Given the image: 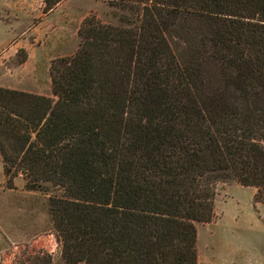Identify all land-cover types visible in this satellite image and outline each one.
Listing matches in <instances>:
<instances>
[{
    "label": "trees",
    "instance_id": "obj_1",
    "mask_svg": "<svg viewBox=\"0 0 264 264\" xmlns=\"http://www.w3.org/2000/svg\"><path fill=\"white\" fill-rule=\"evenodd\" d=\"M110 1L134 19L86 17L55 98L0 87L6 184L49 194L69 264H197L216 182L264 202V0Z\"/></svg>",
    "mask_w": 264,
    "mask_h": 264
},
{
    "label": "rangeland",
    "instance_id": "obj_2",
    "mask_svg": "<svg viewBox=\"0 0 264 264\" xmlns=\"http://www.w3.org/2000/svg\"><path fill=\"white\" fill-rule=\"evenodd\" d=\"M44 7V0H0V87L55 98L50 65L76 52L83 20L93 16L103 23L126 25L134 15L110 0H60L47 12ZM256 190L235 180L216 182L215 216L196 224L197 264H216L213 258L221 259L230 250L258 251L250 226L253 214L241 209L251 200L261 202L252 197ZM48 195L27 189L20 173L9 188L0 156V264H46L48 257L47 264H69L61 256Z\"/></svg>",
    "mask_w": 264,
    "mask_h": 264
},
{
    "label": "crops",
    "instance_id": "obj_3",
    "mask_svg": "<svg viewBox=\"0 0 264 264\" xmlns=\"http://www.w3.org/2000/svg\"><path fill=\"white\" fill-rule=\"evenodd\" d=\"M254 193L255 191H252V197ZM242 208L246 213L253 214L250 226L254 229L253 236L258 251L253 248L252 252L250 250V253H246L247 255L237 251H226V255H223L221 259L213 258L214 261H217L216 264H264V203H253L251 200L248 205L241 206Z\"/></svg>",
    "mask_w": 264,
    "mask_h": 264
}]
</instances>
